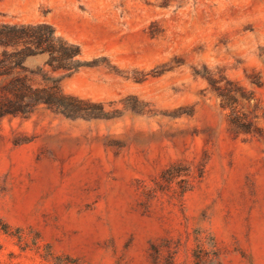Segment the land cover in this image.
Masks as SVG:
<instances>
[{
	"label": "rangeland",
	"instance_id": "rangeland-1",
	"mask_svg": "<svg viewBox=\"0 0 264 264\" xmlns=\"http://www.w3.org/2000/svg\"><path fill=\"white\" fill-rule=\"evenodd\" d=\"M44 23L78 71L13 65ZM19 78L111 116L0 117V264H264V0H0Z\"/></svg>",
	"mask_w": 264,
	"mask_h": 264
},
{
	"label": "trees",
	"instance_id": "trees-1",
	"mask_svg": "<svg viewBox=\"0 0 264 264\" xmlns=\"http://www.w3.org/2000/svg\"><path fill=\"white\" fill-rule=\"evenodd\" d=\"M7 29L16 30L13 35H6L4 45L18 47L21 44L25 48L18 49L10 55L14 58L15 67H25L23 61L30 55L37 52L48 53L50 58L48 64L55 71H66L63 76H69L73 72L78 71L82 66L80 60L75 59L81 54L79 45H75L67 41L62 36L56 34V29L49 24L38 25H13L6 26ZM61 77V78H63ZM58 82V79H57ZM19 87L13 90L17 102L8 99L0 103V117L9 114H27L33 112L39 105H46L55 111L62 113L71 118H110V114L105 112L103 105L92 104L78 97L66 95L59 84L50 88H34L27 83L24 78H19ZM98 107L99 111H95ZM196 264L203 263V258L196 256Z\"/></svg>",
	"mask_w": 264,
	"mask_h": 264
}]
</instances>
